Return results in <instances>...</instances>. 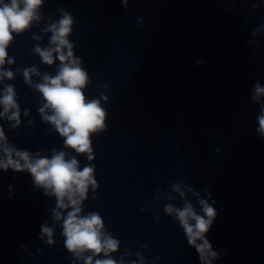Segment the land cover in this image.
Wrapping results in <instances>:
<instances>
[{
  "label": "clouds",
  "instance_id": "9594fccd",
  "mask_svg": "<svg viewBox=\"0 0 264 264\" xmlns=\"http://www.w3.org/2000/svg\"><path fill=\"white\" fill-rule=\"evenodd\" d=\"M41 4L42 0H0V67L5 63L6 48L13 39L12 33H21L33 21L38 20L37 12ZM72 23V17L65 13L58 23L52 24L48 29L52 33L50 44L53 46L35 48L45 64L52 65L55 59L60 61L56 75L45 74L43 82L36 85L46 101L39 111L44 120L51 123L64 138L65 147L73 149L77 154H87L88 160H92L90 134L104 129L106 114L98 100L88 101L83 92L88 83V74L80 67V61L74 58L73 45L67 38L72 31ZM31 74L39 73L35 68L25 69L24 77L28 83H31ZM0 76L12 79L13 73L0 72ZM255 92L254 100L264 95V88L257 84ZM14 96L13 87L7 86L0 98V104L4 107V114L14 110L8 119L15 120L18 125L19 110ZM45 109H51L52 114L46 115ZM261 111L264 112V106ZM258 131L264 133V115L259 117ZM5 141L3 129L0 128V150L5 156V159H0V168L29 172L35 184L42 187L46 195L55 196L58 209H71L66 216H62L60 211H54L55 220H63L65 246L70 252L77 256L85 252L92 253V256H99L101 253L108 256L118 249L119 242L103 232L104 224L99 214L94 212L81 215V204L87 198L89 186H96L93 167L85 166L81 170L79 161L75 157L66 158L67 153L64 151L53 150L50 158L40 156L39 153L33 157L28 151H17L7 146ZM173 187L181 196L184 195L179 186ZM199 203L203 216L197 214L192 204L187 201L183 208L166 207V212L175 213L186 233L188 243L195 247L200 258L204 260L211 248L204 236L209 231L216 212L206 201L200 200ZM43 232L49 237L52 235V229L48 227H44ZM197 240H202L203 243L197 244ZM211 255L215 257V253ZM92 256L85 259V264H93ZM94 264H117V261L112 258L96 259Z\"/></svg>",
  "mask_w": 264,
  "mask_h": 264
}]
</instances>
